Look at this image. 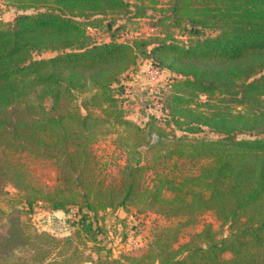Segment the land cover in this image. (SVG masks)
I'll return each instance as SVG.
<instances>
[{
  "label": "trees",
  "instance_id": "1",
  "mask_svg": "<svg viewBox=\"0 0 264 264\" xmlns=\"http://www.w3.org/2000/svg\"><path fill=\"white\" fill-rule=\"evenodd\" d=\"M11 4L17 14L0 22V192L9 182L25 189L27 215L39 202L54 211L76 210L74 233L60 239L47 234L44 240L73 247L72 255L56 264H73L76 232L84 234L88 247L99 246L100 212L140 204L167 219L213 213L228 234L217 238L207 227L169 256L150 247L138 262L264 264V0L168 1L167 14L156 24L187 30L186 43L171 37L99 43L87 33V27L105 20L149 17L159 0ZM45 52L55 55L36 58ZM143 57L177 78L163 114L142 127L125 116L119 82ZM161 120L157 143L144 146L153 153L149 158L132 145L138 157L127 159L120 177L111 183L100 177L94 152L100 140L114 130L120 140L129 138V130L152 132ZM202 127L219 137L176 134H196ZM24 155L55 161L59 174L53 190L23 187ZM197 162L196 171L178 172ZM148 177L153 178L146 184ZM44 238L13 222L0 236V264H53L44 248H29ZM35 249V258L29 257Z\"/></svg>",
  "mask_w": 264,
  "mask_h": 264
},
{
  "label": "rangeland",
  "instance_id": "2",
  "mask_svg": "<svg viewBox=\"0 0 264 264\" xmlns=\"http://www.w3.org/2000/svg\"><path fill=\"white\" fill-rule=\"evenodd\" d=\"M168 1L170 0H159V4L148 10L149 17L139 20L125 16L114 21L105 20L97 27H87V33L93 41L99 43L109 42L113 37L125 42H132L134 39L142 37H167V39L171 37L173 40L186 43L190 38L187 30L169 27L168 25L167 27L165 25L160 27L156 24L162 15L167 14ZM28 12H32V10ZM16 14L17 11L12 6L11 0H0V22L12 21ZM123 25L125 28H121ZM125 30L128 37L122 39L119 35ZM54 55L55 53L45 52L36 55V58H50ZM151 66L155 67L149 59L143 57L139 59L135 68L122 75L119 82V86H122L123 90L125 89L122 96L125 99L123 100L125 116L142 127L147 124L152 116L158 117L163 114L162 108L166 107V101L172 89L171 87L168 88L167 84L171 83L172 86L175 78H177L170 71L163 69L161 78L152 81L148 75ZM163 123L162 120L156 123V130L152 132L149 127H146L145 132H142L141 135L135 130H129V138L126 140L118 139L116 130L100 140L94 146V152L101 165L100 177L107 183L116 181L120 177L127 159L132 156L138 157L132 150V145L138 146V151L149 158L153 153H148V149L144 146L147 143H157L159 129H163ZM200 129L196 134L183 133L178 130L176 134L178 136L187 134L189 138L200 139H217L219 137L216 132L207 127ZM168 131L167 128L164 133H168ZM240 137L247 136L240 135ZM21 160L28 174L24 188L49 191L57 186L59 170L54 160L33 159L29 155H24ZM197 166H199L198 162L192 165L183 164L178 172H193L197 170ZM152 178L148 177L146 184ZM25 194V189L15 187L12 182L7 183L0 192V236L7 234L13 222L24 223L35 234L46 237L38 241L33 240L29 248L32 246L37 250L44 248L46 250L45 256L48 258L46 261H56L53 264L61 263L64 255H72L73 247L66 249L65 245L61 243H54L49 246L44 240L48 238L47 234L60 239L74 233L75 228L72 224L75 217L73 212L76 210L72 208L67 213L61 210L54 211L47 203H40L35 204L33 212L27 215L23 202ZM156 211V209L149 208L145 204H140L139 206L129 205L127 211L118 209L117 212H100L96 218V226L102 231L99 237L101 240L99 246L88 247L83 237L84 234H77L76 232L72 238L73 244H71L78 249L73 264H117L116 261L120 264H144L143 261L138 262L139 257L148 253L150 247L154 248L156 255L167 257L180 245L192 241L195 234H199L207 227L211 228L217 238H222L228 234V229L210 212L198 214L195 218L178 215L167 219ZM173 237L176 238L175 241ZM199 243L205 244L202 241ZM29 253V257L35 258L37 251L36 249L29 250ZM17 254L22 255L20 251ZM226 257H229V254Z\"/></svg>",
  "mask_w": 264,
  "mask_h": 264
},
{
  "label": "built area",
  "instance_id": "3",
  "mask_svg": "<svg viewBox=\"0 0 264 264\" xmlns=\"http://www.w3.org/2000/svg\"><path fill=\"white\" fill-rule=\"evenodd\" d=\"M163 72H164L163 70H161V69H159L157 67H152L151 66L148 75L150 76V80L155 81L156 79H160L161 78V76L163 75ZM167 87L170 88L171 87V83L167 84ZM161 115H159V116H161ZM40 203L41 202H39L38 204H40Z\"/></svg>",
  "mask_w": 264,
  "mask_h": 264
}]
</instances>
